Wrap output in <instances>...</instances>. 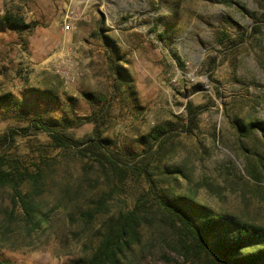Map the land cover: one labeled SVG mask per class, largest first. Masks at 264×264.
Masks as SVG:
<instances>
[{"label": "rangeland", "instance_id": "rangeland-1", "mask_svg": "<svg viewBox=\"0 0 264 264\" xmlns=\"http://www.w3.org/2000/svg\"><path fill=\"white\" fill-rule=\"evenodd\" d=\"M71 2H75L77 20L65 32L59 19ZM259 2L262 0H0V16L9 13L32 27V32L23 34L0 28V96L29 100L31 90L47 89L57 95V108L45 100L32 101L39 112L56 110L61 115L69 108L81 119L103 108L102 137L130 154L144 148L140 137L158 125H167L177 136L162 168L180 169L186 175L178 176L177 192L189 191L216 211L264 229V172L257 181L248 174L249 166L264 167V137L256 133L251 139L240 138L231 123L236 118L246 123L264 120V26L260 34L240 40L257 25ZM161 19L165 22L159 23ZM153 23L171 37L160 39ZM105 37L115 41L124 56L121 64L129 71L135 100L114 91ZM210 59L216 65L208 73ZM85 93L99 102L87 100ZM189 102L203 107L198 128L191 135L180 130L187 121L185 106ZM26 122L12 111L4 116L0 113V135H11L6 154L30 169L40 155L57 158L74 181L80 166L74 151L54 149L45 134H23L19 128ZM76 123L73 133L77 139L91 133L92 124ZM241 144L248 151L239 150ZM145 191L144 182L129 175L111 201V212L104 216L114 215L119 206L131 207ZM84 193V198H78L79 206L97 196V192ZM59 199L56 192L38 199L51 210V227L29 246L18 240L17 249H2L0 261L71 264L85 255L87 247L93 249L101 218L92 222V235L74 236L81 232L82 224H68L72 206L63 205L70 200L59 204ZM10 206V195L0 191V218ZM174 239L175 231L164 225L143 228L139 241L132 245L138 257L134 264L179 263L180 258L167 247ZM162 253L173 262L163 259Z\"/></svg>", "mask_w": 264, "mask_h": 264}, {"label": "trees", "instance_id": "trees-1", "mask_svg": "<svg viewBox=\"0 0 264 264\" xmlns=\"http://www.w3.org/2000/svg\"><path fill=\"white\" fill-rule=\"evenodd\" d=\"M258 6L261 10L258 23L249 34L241 35V41L261 33L260 28L264 26V0ZM163 22L165 19L159 21ZM156 25L153 23V31L157 32L160 39L171 37L167 30L158 31ZM4 27L16 30L19 34L32 32V27L25 24L22 18H15L9 13L0 16V28ZM105 40L109 70L115 79L114 91L125 97L133 96L135 100L129 71L121 64L124 56L120 55L115 41L107 37ZM261 64L264 67L263 57ZM215 65L216 60L210 59L206 71L212 72ZM83 95L87 100L95 98L90 93ZM29 96L28 100L1 95L0 113L3 116L10 111L17 113L27 121L24 127L19 128L23 134H45L54 149L74 151L80 166L74 181L68 167L65 168L57 158L40 155L31 169L24 167L4 150L10 145L11 135H0V191L10 195L11 203L10 208L2 211L3 216L0 218V251L17 249L18 240L26 241L29 246L39 234L51 227V210L45 209L38 199L56 192L60 198L59 204L64 199L70 200L63 205L72 206L67 213L68 224H82L81 232H76L74 236L80 237L84 232L92 235V222L101 218L100 227L94 234L95 246L90 250L87 247L85 255L71 264H134L138 257L132 245L139 241L140 231L158 225H164L176 233V239L167 244L169 250L180 258L179 263L175 261L176 264H264V229L261 226L218 212L197 201L189 191L177 192L174 186L178 185V176L185 178L186 175L180 169L162 168V160L174 150L172 140L177 134L173 129H168L167 125L154 127L139 138L144 145L141 152L130 154L120 150L115 142L102 137L105 125L103 108H97L92 115L81 119L75 117L69 108L63 109L61 115L51 109L39 112L32 101L45 100L57 108V95L50 90L33 89ZM202 108L191 102L186 104L187 121L181 127V132L191 135L198 128L197 120ZM76 120L92 124L91 133L77 139L73 133L78 124ZM231 123L240 138L251 139L256 133L264 137V120L246 123L236 118ZM239 150L248 151L242 144ZM257 161L259 163L258 159L254 163ZM257 165L248 167V174L255 181L264 172V167ZM129 175L142 180L146 191L131 207L119 206L114 215L105 217L114 206L111 201L117 190L120 191ZM84 192L88 195L97 192V196L90 199L88 204L79 206L78 198H84ZM15 212L18 214L15 215ZM162 258L173 262L165 253H162ZM0 264H8V261H0Z\"/></svg>", "mask_w": 264, "mask_h": 264}, {"label": "built area", "instance_id": "built-area-1", "mask_svg": "<svg viewBox=\"0 0 264 264\" xmlns=\"http://www.w3.org/2000/svg\"><path fill=\"white\" fill-rule=\"evenodd\" d=\"M74 4L75 2H71L66 6L65 11L60 17V25L63 31L68 32L72 29L75 21L77 20V15L74 14Z\"/></svg>", "mask_w": 264, "mask_h": 264}]
</instances>
